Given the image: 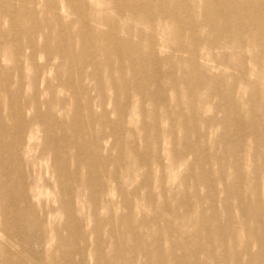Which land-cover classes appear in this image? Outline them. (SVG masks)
Masks as SVG:
<instances>
[{
  "label": "rangeland",
  "instance_id": "1",
  "mask_svg": "<svg viewBox=\"0 0 264 264\" xmlns=\"http://www.w3.org/2000/svg\"><path fill=\"white\" fill-rule=\"evenodd\" d=\"M0 1V264H264V0Z\"/></svg>",
  "mask_w": 264,
  "mask_h": 264
},
{
  "label": "bare ground",
  "instance_id": "2",
  "mask_svg": "<svg viewBox=\"0 0 264 264\" xmlns=\"http://www.w3.org/2000/svg\"><path fill=\"white\" fill-rule=\"evenodd\" d=\"M25 1H33V0H25ZM50 2L53 4L54 3V0H50ZM130 7H132V5L131 4H128L127 6H125V9L130 8ZM1 8H2V5H1V1H0V20L2 18H4V19L8 20L10 23L5 28L1 27V25H0V46L2 44H4V43H8V44L14 43V39H13L10 31H11L12 27L17 23L14 20V18L12 17V12L13 11H12V8L9 7V5H7L6 8L3 9V10H1ZM251 8L258 10L260 7L258 5H255L254 3H252L251 4ZM263 15H264V13H263ZM25 16H27L28 18H32L33 19V23L36 24V19L34 18V13H29V14H27ZM23 17L24 16H22L21 18H23ZM238 18H239L240 24L246 25L248 28H255L253 26L255 23H253V21H252V19L250 17H248L246 15L245 16H242V15L239 14L238 15ZM259 23L260 24H263L262 25V29L260 30V32L261 33H264V18H261V20L259 21ZM85 36H86V34L83 33L81 37L84 38ZM60 53L61 54H67L68 52L66 51V48H62V50L60 51ZM0 70H1V64H0ZM7 79H8L7 74L5 72H3V71H0V80H7ZM112 84L113 85H116L115 82H112ZM139 91L141 93L143 92L142 89H139ZM117 104H119V98H117ZM257 137H258V135H257ZM0 249H1V247H0ZM1 251L2 250H0V252ZM257 255L258 254H252V253H250L249 254V260L247 262H245L244 260L241 259V260H239V263L238 264H252L253 263V259L256 258ZM159 262H160V264L163 263L160 260H159Z\"/></svg>",
  "mask_w": 264,
  "mask_h": 264
}]
</instances>
